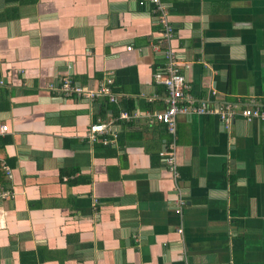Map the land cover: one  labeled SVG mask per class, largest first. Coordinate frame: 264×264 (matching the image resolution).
<instances>
[{"label": "crops", "instance_id": "crops-1", "mask_svg": "<svg viewBox=\"0 0 264 264\" xmlns=\"http://www.w3.org/2000/svg\"><path fill=\"white\" fill-rule=\"evenodd\" d=\"M162 3L0 0V183L13 190L0 264H264V120L241 108L227 129L218 111L264 106V0ZM161 11L188 91L212 109L178 115L175 140L153 115L168 94ZM64 77L111 79L116 101L66 97ZM97 122L112 145L89 137ZM173 141L177 178L160 154Z\"/></svg>", "mask_w": 264, "mask_h": 264}, {"label": "built area", "instance_id": "built-area-1", "mask_svg": "<svg viewBox=\"0 0 264 264\" xmlns=\"http://www.w3.org/2000/svg\"><path fill=\"white\" fill-rule=\"evenodd\" d=\"M154 4V10H164L165 5L162 3V0H149ZM143 4V1H141ZM163 17L161 23L163 24L162 35L167 40L168 49L166 50L167 61L160 70L155 73L157 81L163 83L167 88V97L165 99L166 108L163 110L155 111L154 117L166 125L168 132L173 136L174 140L176 139L177 133V117L180 114H191L199 113L204 114L211 112L212 109L209 108L207 101H197L195 97L188 91L189 84L187 78L183 71L181 70L182 62L179 60V55L176 53L170 45L173 37L174 31L173 27L168 24L167 18L165 17V11H161ZM63 95L66 97L77 96L79 98L86 97L90 100H95L100 96H108L111 101H116V95L112 91V80H108L106 83L102 84L98 89L91 90L86 87L81 86L80 84L73 81L70 77H64L60 86ZM242 108V109H241ZM239 109L240 112H239ZM215 111V110H214ZM222 125L225 128H230L233 118L237 113L248 119L252 120L254 118H259L264 120V106L257 103H250L249 105L239 107L237 104L231 105L226 104L218 110ZM133 115L127 111H121L119 117L123 119H130ZM111 126L109 123L97 122L90 126L89 137L93 140H96L98 135L104 136L102 141L104 144L112 145L114 139L106 137L107 133L112 135ZM8 129V125L1 126V131L5 132ZM114 136V135H113ZM174 141L166 146L161 152V157L163 161L167 164L170 171L173 173L175 178L178 177L179 173L176 167L175 161V145ZM2 169L4 170L7 179L11 180L13 178V172L11 167L6 163L2 162ZM13 196L12 186L10 184L1 182L0 183V199H7ZM176 210L177 212H182V205L185 203L184 199L178 198ZM179 231H182V228H179Z\"/></svg>", "mask_w": 264, "mask_h": 264}, {"label": "trees", "instance_id": "trees-1", "mask_svg": "<svg viewBox=\"0 0 264 264\" xmlns=\"http://www.w3.org/2000/svg\"><path fill=\"white\" fill-rule=\"evenodd\" d=\"M120 111H127V112H129V113H132V112H130V111H128L126 108L125 109H121ZM110 145V144H109ZM108 144L106 145V144H104V146L105 147H107V146H109Z\"/></svg>", "mask_w": 264, "mask_h": 264}, {"label": "bare ground", "instance_id": "bare-ground-1", "mask_svg": "<svg viewBox=\"0 0 264 264\" xmlns=\"http://www.w3.org/2000/svg\"><path fill=\"white\" fill-rule=\"evenodd\" d=\"M122 119V118H121Z\"/></svg>", "mask_w": 264, "mask_h": 264}]
</instances>
